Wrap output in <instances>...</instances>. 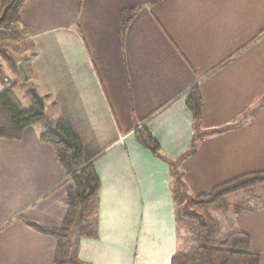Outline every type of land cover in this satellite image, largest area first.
<instances>
[{"label":"crops","instance_id":"obj_1","mask_svg":"<svg viewBox=\"0 0 264 264\" xmlns=\"http://www.w3.org/2000/svg\"><path fill=\"white\" fill-rule=\"evenodd\" d=\"M124 11L134 15L121 33ZM20 15L37 52L31 84L52 93L84 159L95 158L97 237L79 240L77 259L170 264L187 243L176 229L179 188L134 131L144 126L176 161L194 133L185 100L197 86L195 134L223 131L179 162L187 195L264 171V0H25ZM38 134L30 126L0 140V264H55L54 238L21 217L58 227L73 184ZM231 210L264 264V189L237 194Z\"/></svg>","mask_w":264,"mask_h":264},{"label":"trees","instance_id":"obj_2","mask_svg":"<svg viewBox=\"0 0 264 264\" xmlns=\"http://www.w3.org/2000/svg\"><path fill=\"white\" fill-rule=\"evenodd\" d=\"M24 2L0 0V17L4 13L0 22V81L3 83L6 75L11 80V85L0 92V140H19L26 128L40 126L39 140L52 148L73 188L66 195V213L58 227L40 225L23 216L21 219L36 232L54 238L55 264H83L77 259L79 240L97 237L100 182L94 170L95 158L84 159L82 143L62 118L52 93L39 94L31 84L30 61L37 52L26 41L25 30L19 27ZM133 15L134 11L122 13L121 33L125 32ZM18 61L26 70V80L18 72ZM17 85L29 102L27 108L22 107L13 92ZM186 94L185 105L192 116L194 133L188 148L176 161L161 154L157 142L144 126L134 131L135 139L143 148L168 164L173 183L179 188L178 198L183 199L178 209L176 207V229L187 235L188 246L178 250L170 264H259V255L252 252L248 235L234 220L231 200L237 194L253 195L262 191L264 171L242 174L208 192L187 195L178 170L179 162L195 152L202 137L223 130L196 135L202 117V97L197 86Z\"/></svg>","mask_w":264,"mask_h":264},{"label":"rangeland","instance_id":"obj_3","mask_svg":"<svg viewBox=\"0 0 264 264\" xmlns=\"http://www.w3.org/2000/svg\"><path fill=\"white\" fill-rule=\"evenodd\" d=\"M8 76V75H7ZM20 85V84H19ZM17 85L14 89L13 92L15 94V96L17 97V99L20 101L21 105L23 108H27L29 106V102L26 99V97L23 95L20 86ZM36 127H40V126H36ZM180 201L178 202V204H180L182 202L183 199H179ZM188 246V243L183 244V247L181 248L182 250H185L186 247Z\"/></svg>","mask_w":264,"mask_h":264},{"label":"water","instance_id":"obj_4","mask_svg":"<svg viewBox=\"0 0 264 264\" xmlns=\"http://www.w3.org/2000/svg\"><path fill=\"white\" fill-rule=\"evenodd\" d=\"M3 19H4V13L0 17V22ZM17 69H18V72H19L20 76L22 77V79L26 80L28 78V76H27L26 70H25L22 62H20V61L17 62Z\"/></svg>","mask_w":264,"mask_h":264},{"label":"built area","instance_id":"obj_5","mask_svg":"<svg viewBox=\"0 0 264 264\" xmlns=\"http://www.w3.org/2000/svg\"><path fill=\"white\" fill-rule=\"evenodd\" d=\"M11 25H14V23H11ZM4 88H7L11 85V80L8 76H3L2 78Z\"/></svg>","mask_w":264,"mask_h":264}]
</instances>
